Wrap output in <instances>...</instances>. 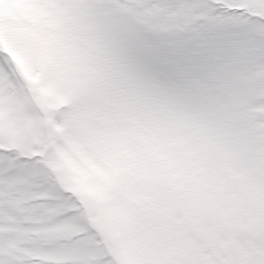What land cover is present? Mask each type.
Segmentation results:
<instances>
[{
	"label": "snow or ice",
	"instance_id": "obj_1",
	"mask_svg": "<svg viewBox=\"0 0 264 264\" xmlns=\"http://www.w3.org/2000/svg\"><path fill=\"white\" fill-rule=\"evenodd\" d=\"M0 264H264V0H0Z\"/></svg>",
	"mask_w": 264,
	"mask_h": 264
}]
</instances>
